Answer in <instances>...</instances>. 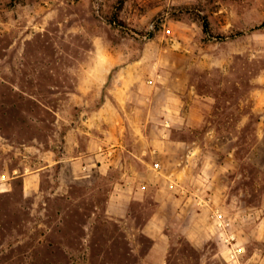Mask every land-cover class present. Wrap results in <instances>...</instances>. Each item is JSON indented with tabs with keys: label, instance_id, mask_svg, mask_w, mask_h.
<instances>
[{
	"label": "rangeland",
	"instance_id": "rangeland-1",
	"mask_svg": "<svg viewBox=\"0 0 264 264\" xmlns=\"http://www.w3.org/2000/svg\"><path fill=\"white\" fill-rule=\"evenodd\" d=\"M0 264H264V0H0Z\"/></svg>",
	"mask_w": 264,
	"mask_h": 264
},
{
	"label": "crops",
	"instance_id": "crops-1",
	"mask_svg": "<svg viewBox=\"0 0 264 264\" xmlns=\"http://www.w3.org/2000/svg\"><path fill=\"white\" fill-rule=\"evenodd\" d=\"M96 140V142H98L99 145H101L103 143V139L102 138H92V140ZM94 140V141H95ZM102 152L99 150H94L91 151L90 148H86V150L82 153H80L79 155H76L72 158V164L74 167H76V165L78 164L79 161H81L83 158H91L94 160L95 164L99 166V156H101ZM24 187L26 188V184L24 183ZM260 224H262V221L260 222Z\"/></svg>",
	"mask_w": 264,
	"mask_h": 264
}]
</instances>
